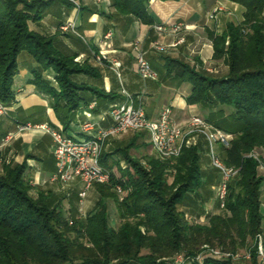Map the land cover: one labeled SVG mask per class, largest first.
<instances>
[{
    "label": "trees",
    "instance_id": "16d2710c",
    "mask_svg": "<svg viewBox=\"0 0 264 264\" xmlns=\"http://www.w3.org/2000/svg\"><path fill=\"white\" fill-rule=\"evenodd\" d=\"M230 1L244 8L242 20L228 22L219 33L208 31L212 59L223 70L211 72L165 56L160 71L163 78L188 82L186 103L207 109L203 118L232 135L229 147L220 146L222 160L239 167L238 175L228 183L225 208L207 213L202 223L185 217L196 214L194 206L204 213L205 187L218 180L214 168L201 165L206 142L199 139L193 146H183L170 159L156 153L138 159L129 149L148 145V134L128 131L131 136L124 146L107 147L112 138L105 142L99 161L110 171V180L93 184L100 197L83 219L50 194L32 196L24 163L5 165L0 173V264H175L169 260L175 254L187 258L206 246L229 254L246 249L250 258L244 264H263L253 242L256 233L264 230L263 177L256 162L244 155L254 146L264 151V0ZM49 3L0 0V103L13 99L18 55L26 51L38 63L32 68V82L52 95L53 107L64 121L81 101L89 102L81 94L88 87L71 80V75L90 69L60 53L51 37L29 28L30 21L43 17ZM110 7V17L132 16L142 23L152 22L147 0H110ZM49 67L55 72L58 91L42 76ZM93 91L101 95L99 90ZM118 154L126 162L124 168ZM107 197L116 202L120 219L116 228L103 200ZM191 264L236 263L229 257L203 263L191 260Z\"/></svg>",
    "mask_w": 264,
    "mask_h": 264
},
{
    "label": "crops",
    "instance_id": "0c3cea01",
    "mask_svg": "<svg viewBox=\"0 0 264 264\" xmlns=\"http://www.w3.org/2000/svg\"><path fill=\"white\" fill-rule=\"evenodd\" d=\"M49 1L43 17L39 21H30L29 28L51 37L54 47L60 53L72 56L74 61L89 67V72L71 75V80L88 87L82 90L81 94L89 102L86 104L81 101L62 121L53 107L52 95L32 82V68L37 67L38 63L29 53L21 51L11 86L14 96L10 103L5 104V112L0 114V173L4 171L5 165L24 163V175L31 185L30 194H50L56 201H60L64 208L68 194L81 201L77 196L81 183L51 181L55 164L50 135L36 127L19 131L17 126L24 123L48 124L74 137L85 136L79 126L82 121L94 122L97 127L112 124L108 110L112 104L125 99L123 90L143 106L148 117L155 118L162 106L170 105L177 123L184 124L190 115L196 114H190V110L195 106L186 103L185 97L188 93L179 92L182 83L162 77L160 71L164 57L182 60L195 68H207L215 64L208 31L219 33L228 22H240L244 8L230 0H147V11L152 22L146 24L132 16L110 17L113 13L110 0ZM216 5L222 6L223 9L215 18H208V13ZM67 20L75 22V32L59 30L60 24ZM177 22L187 26L178 34L158 31L154 27L160 24L170 27ZM108 33L110 35L105 38ZM180 35L185 37V42L175 48L162 51L152 48L154 41L168 44ZM100 51L121 62L119 76L108 62L95 59L94 55ZM139 51L144 52L146 59L157 72L155 80H143L138 75L136 56ZM217 65L223 68L221 63ZM42 76L52 88L59 90L55 72L51 67L43 70ZM93 89L99 90L101 95L96 96ZM157 97L161 99L158 100ZM92 101H95V106L90 108L88 105ZM60 115L64 116V112L61 111ZM127 132L112 137V140H116L112 145L124 144L122 141L127 140L123 138ZM202 140L205 142L204 138ZM148 143L155 153L149 141ZM213 147L220 152L219 145L215 144ZM204 157L209 161L206 154ZM202 165L203 169H207L204 168V165L207 166L206 161H203Z\"/></svg>",
    "mask_w": 264,
    "mask_h": 264
},
{
    "label": "built area",
    "instance_id": "2783aa9c",
    "mask_svg": "<svg viewBox=\"0 0 264 264\" xmlns=\"http://www.w3.org/2000/svg\"><path fill=\"white\" fill-rule=\"evenodd\" d=\"M70 1L75 2L74 0ZM222 9L220 5L214 6L208 13V18H215L216 14ZM154 27L158 31H171L178 34L187 26L182 22H177L171 24L170 27L162 24ZM59 30L62 32H75V22L67 20L60 24ZM109 35L108 33L104 37L107 38ZM184 42L185 37L180 35L168 44L154 41L152 48L156 51H162L166 48H175ZM94 57L99 62H108L115 74L119 76L121 67L119 60L109 57L103 51H100ZM136 63L137 73L141 79L155 80L157 78V72L146 59L144 52L139 51L136 56ZM207 70L212 71L208 68ZM123 93L125 99L109 107L108 114L113 121L112 124L107 127H97L94 122L82 121L79 123L80 130L85 134L82 137L68 135L60 128L48 124L32 125L24 123L17 126L19 131L36 127L50 135L55 164V170L50 180L61 183L79 181L81 189L78 192V196L82 199L86 196L87 191L92 188L93 184H105L110 180V171L105 169L99 161L102 148L109 138L127 131L145 130L155 153L162 159H170L178 156L183 146L195 145L197 138L201 136L206 142L205 154L209 159V164L219 175L214 186L213 203L216 207L215 210L224 209L228 183L233 177L238 175L239 167L227 165L222 160L220 152H217L213 146L217 144L222 147H229L232 135L213 127L202 116L197 114L190 115L184 124H179L173 116L170 105L162 106L157 116L150 118L147 116L143 106L136 103L130 93L124 90ZM94 106L95 101L88 105L90 108ZM5 110V105L0 104V114L4 113ZM244 156L252 158L256 162L257 170L263 177L261 189L264 193V151L260 147L254 146ZM116 189L118 191L121 190L119 186ZM186 217L191 219L190 216ZM198 221L201 220L198 219ZM254 244L256 245L258 257L264 260V230L256 233ZM245 256L249 258L250 251L247 250ZM177 259H182V256L179 255Z\"/></svg>",
    "mask_w": 264,
    "mask_h": 264
},
{
    "label": "rangeland",
    "instance_id": "374dc122",
    "mask_svg": "<svg viewBox=\"0 0 264 264\" xmlns=\"http://www.w3.org/2000/svg\"><path fill=\"white\" fill-rule=\"evenodd\" d=\"M207 68L211 69L212 71H218V72L223 70V68L217 64H211ZM189 89H190V84L188 82H183L180 85L179 92L188 93ZM157 99L159 100L161 98L157 97ZM194 106H195V108L194 109L192 108L190 110V114L196 113L202 117H206L208 115L207 109H205L201 106H198V105H194ZM125 134H124L125 136L123 138L127 139L128 137L131 136L130 132H127ZM199 139H202V137L199 136L197 138V141ZM124 140L125 139H123V141ZM123 141H122V143H124ZM114 143H116V140L115 141L110 140L107 147L114 144ZM121 145L124 146V144H121ZM129 153H131V155L134 158H138V159H143V156H146V155H154V152L151 150V147L149 146V144L148 145H141V146H137V147L133 146L131 149H129ZM116 158L119 159V165L124 168L126 166V162L123 159H121L119 154L116 155ZM203 161L207 162V166L204 165V168L206 167L207 169L211 170L212 168L209 164V161H207V159H205V157L202 159V163H203ZM215 184L216 183H214L213 185L205 187L204 195L207 198H206V201L201 203L204 213H202V211L200 212V209H196V206H194L193 208L191 206L192 209L196 210V214H193L194 216H192L191 219H189V221L197 222L199 219V220H201L200 222L202 223V222L206 221L207 213H209V212L214 213L213 211L216 209L215 204L213 203ZM67 192H69V189ZM87 192H88V194H86V196L84 198H82L81 201L77 197H74L71 194H68V196H67L68 199L64 201V208L65 209H68L69 207L74 208L77 212V213L75 212L76 217L83 219L85 216H87L91 211H93L95 209V207L97 206V201L100 197V195H99L100 193L96 187L90 188ZM107 198H104L103 200L107 204L109 216L112 218V221H110L111 225L116 228L118 226V224L120 223V219L118 217L117 208H116V202H115L114 198H108V199ZM261 201H262V205H264V194H262V196H261ZM189 208L190 207H188V208L186 207L187 210H191V208L190 209ZM263 222H264V220H263ZM141 230H143V228H141ZM82 240H83V242H85L84 239H82ZM253 242H254V239H253ZM246 252H247L246 249H239V250H237V252L235 254H229V253H225V252L221 251L219 248H211L209 246H206L204 248H201L196 255H193V256H190L187 258L182 256V259H177L179 255L181 256V254L177 253L174 256L170 257L169 260H171V262H174L175 264H191V260H194L198 263H203L206 259L221 260L223 258H229L230 257L232 259L233 263L244 264V263H247L249 258H250V257L248 258L245 256ZM259 259L264 264V260L261 258H259Z\"/></svg>",
    "mask_w": 264,
    "mask_h": 264
}]
</instances>
